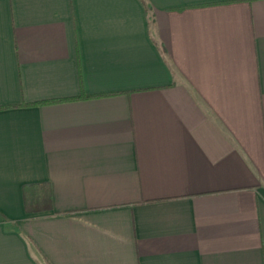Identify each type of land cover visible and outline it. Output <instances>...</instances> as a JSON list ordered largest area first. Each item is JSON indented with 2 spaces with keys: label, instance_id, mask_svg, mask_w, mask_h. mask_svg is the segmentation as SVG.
Wrapping results in <instances>:
<instances>
[{
  "label": "crops",
  "instance_id": "1",
  "mask_svg": "<svg viewBox=\"0 0 264 264\" xmlns=\"http://www.w3.org/2000/svg\"><path fill=\"white\" fill-rule=\"evenodd\" d=\"M0 264H264V0H0Z\"/></svg>",
  "mask_w": 264,
  "mask_h": 264
},
{
  "label": "trees",
  "instance_id": "2",
  "mask_svg": "<svg viewBox=\"0 0 264 264\" xmlns=\"http://www.w3.org/2000/svg\"><path fill=\"white\" fill-rule=\"evenodd\" d=\"M148 7H149V5L147 6V8ZM34 186L35 185H30V184L24 186V193H25V196H26L27 207H30L32 205L37 206L41 202H47V200H48L47 192L46 191L38 192V191H36V189L33 190ZM29 198L31 200L28 202Z\"/></svg>",
  "mask_w": 264,
  "mask_h": 264
}]
</instances>
